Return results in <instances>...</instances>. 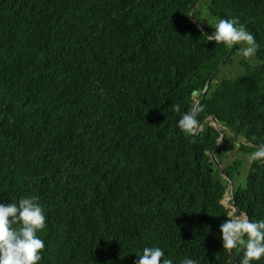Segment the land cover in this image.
<instances>
[{"label":"trees","instance_id":"trees-1","mask_svg":"<svg viewBox=\"0 0 264 264\" xmlns=\"http://www.w3.org/2000/svg\"><path fill=\"white\" fill-rule=\"evenodd\" d=\"M194 2L0 0V203L38 197L39 264H135L153 246L173 264L243 259L221 240L228 181L208 154L220 134L178 121L223 62L195 117L215 115L252 143L242 151L264 144V0L200 4L206 19L239 18L254 35L258 64L246 76H234L249 63L240 46L208 42ZM250 165L234 201L260 221L264 161Z\"/></svg>","mask_w":264,"mask_h":264},{"label":"clouds","instance_id":"clouds-1","mask_svg":"<svg viewBox=\"0 0 264 264\" xmlns=\"http://www.w3.org/2000/svg\"><path fill=\"white\" fill-rule=\"evenodd\" d=\"M205 1L206 0H200L192 11V7L194 6L193 4L190 10V15L192 13L196 18L195 12L197 10L199 11V8L197 7H203V5L200 4ZM193 22L197 24L200 30L201 26L206 29V27L197 18L196 20H193ZM213 29L214 32L211 34H208L206 29L207 35L205 38L208 42L224 44L226 47L232 49L240 46V54H242L243 58L249 62L245 67H241L240 65L236 73H234V76H246L249 74L248 66L257 67L258 61L256 60V53L260 46L257 44L254 35L247 30L245 25L239 22V18H220L214 25ZM223 64L224 63L221 62L210 74L201 95H199L197 90L192 92L194 102L191 111L189 113L182 114L178 121V127L182 131L189 132L190 134H199L203 131L206 125L209 127L216 126L215 129L217 131L218 128H220L226 134L223 144L229 139V146L228 149L225 150V157L231 150H229V148L232 143L233 149L237 148L235 153L239 151L248 154L251 151H242L240 147L242 144L253 147L252 143H249L245 137H237L233 135L215 115L207 114L200 121L195 117L198 105L207 94L214 75H216L215 83L218 82L219 79L225 77L224 75L220 77L221 73H217ZM173 107L176 112H180L179 105H174ZM213 118H216L219 126L216 125ZM202 121H204V123L200 126ZM220 138L221 134L219 139ZM223 144L214 152L215 157L220 164L219 167L212 162L210 156L212 150L208 152L210 162L222 172V175L228 181V188L221 203L229 211L226 214L227 219L220 224L221 240L223 248L228 250L230 254L233 251L243 252V259L239 262V264H252V262L259 261L264 258V220H251L247 212H241L235 205L234 198L236 195V185H234L233 194L230 190L231 185L229 179H232L234 182V180L238 178L237 172L242 170L244 161L238 157H236V160H233V162L229 165H226L225 159L221 161L216 153L223 146ZM249 160V165L254 161H264V144H261L257 150L253 151ZM237 162H240L239 170L235 172L234 177H231L226 173L225 168L228 166L231 167L237 164ZM239 180H241V178ZM225 201H228L229 205H227V202L225 203ZM46 226L47 218L44 214V209L38 203L37 196H26L20 198L18 203H0V264H39V261L42 260V252L45 249V241L38 236V233L44 230ZM164 255V250L161 247H145L142 254L137 255L138 259L135 264H173L170 259L164 258ZM180 264H197V262L193 259L185 258L180 262Z\"/></svg>","mask_w":264,"mask_h":264},{"label":"rangeland","instance_id":"rangeland-1","mask_svg":"<svg viewBox=\"0 0 264 264\" xmlns=\"http://www.w3.org/2000/svg\"><path fill=\"white\" fill-rule=\"evenodd\" d=\"M197 8H199L200 10H202V11H199V13H198V11H196V18L198 19V20H200L201 21V23L202 22H204V23H202L204 26H206V28L208 27V28H211L212 30H214L213 29V27H214V25L218 22V20H215V21H212V20H208V19H206L205 18V6L203 5V7H201V6H198ZM202 8V9H201ZM202 29H204L203 27H202ZM205 30V29H204ZM214 32V31H213ZM243 56H242V54H240V56L238 57V60L239 59H241ZM252 59V58H251ZM232 60H233V58L230 60V62H232ZM230 62H229V64H230ZM228 64V65H229ZM234 65H237V63H235ZM238 66V65H237ZM238 68H239V66H238ZM238 68H237V70H238ZM226 68L225 67H221V74H220V77L221 76H223V75H225V73L223 72L224 70H225ZM228 77H231L230 75H227ZM211 122V121H210ZM214 128H216V126H214ZM231 149V150H230ZM229 153H228V155L225 157L224 155H221V154H218V157L221 159V160H224L225 159V163H226V165H229V164H231L232 162H233V160H236V157H238V158H240L242 161H244V163H243V166H242V170H239L238 172H237V175H238V178L236 179V180H234V182H235V184L234 185H236V187L241 183V182H243V180H244V176L246 175V173H247V169H248V171L250 170V168H251V165H249V162H250V160H249V157H250V155L253 153V152H249L248 154H245L244 152H237V153H235V151L237 150V148H234L233 149V143H232V145L230 146V148H229ZM237 175H235V176H237ZM241 178V180H239ZM227 202V205H229L228 204V201H225V203ZM226 205V206H227Z\"/></svg>","mask_w":264,"mask_h":264},{"label":"water","instance_id":"water-1","mask_svg":"<svg viewBox=\"0 0 264 264\" xmlns=\"http://www.w3.org/2000/svg\"><path fill=\"white\" fill-rule=\"evenodd\" d=\"M200 2V0H196L195 1V3H194V6L192 7V11H193V9H194V7L198 4ZM191 17H192V19L193 20H196V18H195V16L191 13ZM205 29V28H204ZM204 29H202V26H201V30L203 31V33L205 34V35H207V31H206V29L204 30ZM208 87V86H207ZM195 94H196V92H195ZM213 120H214V122L216 123V125L217 126H219V123H218V121L216 120V118H213ZM204 123V121H202L201 123H200V126L202 125ZM218 132L221 134V138L218 140V143H217V145L215 146V148L211 151V153H210V156H211V159H212V162L217 166V167H219L220 166V164H219V162H218V160L216 159V157H215V150H217L222 144H223V141L225 140V138H226V134L224 133V131L223 130H221L220 128H218ZM230 180V190H231V192L234 194V182L232 181V179H229ZM231 254H233V252L231 253Z\"/></svg>","mask_w":264,"mask_h":264}]
</instances>
